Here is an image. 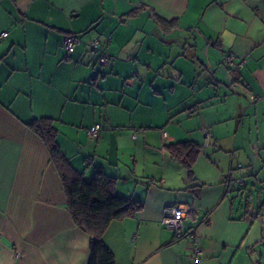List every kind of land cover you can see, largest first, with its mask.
I'll use <instances>...</instances> for the list:
<instances>
[{"label": "crops", "instance_id": "1", "mask_svg": "<svg viewBox=\"0 0 264 264\" xmlns=\"http://www.w3.org/2000/svg\"><path fill=\"white\" fill-rule=\"evenodd\" d=\"M2 32L0 264L88 261V234L28 126L40 118L75 171L100 169L142 203L102 235L115 264H192L189 237L161 223L175 205L199 235L197 264H264V0H0ZM69 33L81 40L66 56ZM182 141L200 148L190 175L166 149ZM231 170L243 191L228 188Z\"/></svg>", "mask_w": 264, "mask_h": 264}, {"label": "trees", "instance_id": "2", "mask_svg": "<svg viewBox=\"0 0 264 264\" xmlns=\"http://www.w3.org/2000/svg\"><path fill=\"white\" fill-rule=\"evenodd\" d=\"M28 126L48 148L50 158L60 175L66 207L73 222L88 234L87 264H115L114 254L103 242L102 235L111 221L135 216L142 208V203L117 194L115 179L100 169L89 179L83 173L75 171L57 146V132L49 118L35 119ZM166 149L172 157L182 162L190 175L200 151L199 146L190 141H182L169 144ZM244 183L241 186L229 184L228 188L235 186L241 192Z\"/></svg>", "mask_w": 264, "mask_h": 264}, {"label": "built area", "instance_id": "3", "mask_svg": "<svg viewBox=\"0 0 264 264\" xmlns=\"http://www.w3.org/2000/svg\"><path fill=\"white\" fill-rule=\"evenodd\" d=\"M7 36V32H2L0 34V38H4ZM80 37L75 33H69L64 35L61 40V45L63 50L65 51L66 56L70 55L75 47L80 43ZM89 49L91 52L97 53V63L99 65H108L111 61L110 57L104 51V43L98 38L94 37L89 42ZM222 61L225 65L229 66L234 70H239L245 60L241 58L238 62L233 59L230 54H224ZM101 130V126L99 123H95L92 127L87 130L88 135L91 138H97L99 136ZM233 170H231L226 178L227 185L234 183L236 186H241L244 183L243 177L234 178L232 176ZM189 209L183 205H175L171 207H165L163 209V216L161 218V223L164 224L167 228H170L176 238H179L183 235H187L190 239L191 243V262L192 264H197L200 260L202 254V248L199 241V235L195 228H190L185 232L184 228V218L188 213Z\"/></svg>", "mask_w": 264, "mask_h": 264}, {"label": "rangeland", "instance_id": "4", "mask_svg": "<svg viewBox=\"0 0 264 264\" xmlns=\"http://www.w3.org/2000/svg\"><path fill=\"white\" fill-rule=\"evenodd\" d=\"M256 188H259V184L256 183L255 185ZM255 202V199H253V203Z\"/></svg>", "mask_w": 264, "mask_h": 264}]
</instances>
